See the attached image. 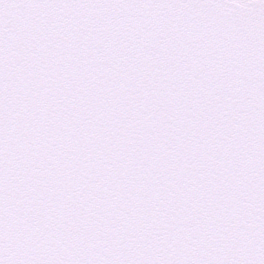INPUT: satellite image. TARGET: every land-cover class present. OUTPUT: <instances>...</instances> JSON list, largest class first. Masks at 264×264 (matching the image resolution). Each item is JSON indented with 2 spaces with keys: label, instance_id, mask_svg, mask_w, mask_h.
Instances as JSON below:
<instances>
[{
  "label": "snow or ice",
  "instance_id": "1",
  "mask_svg": "<svg viewBox=\"0 0 264 264\" xmlns=\"http://www.w3.org/2000/svg\"><path fill=\"white\" fill-rule=\"evenodd\" d=\"M0 264H264V0H0Z\"/></svg>",
  "mask_w": 264,
  "mask_h": 264
}]
</instances>
